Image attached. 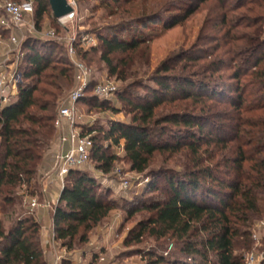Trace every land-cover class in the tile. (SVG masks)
<instances>
[{
	"label": "trees",
	"instance_id": "1",
	"mask_svg": "<svg viewBox=\"0 0 264 264\" xmlns=\"http://www.w3.org/2000/svg\"><path fill=\"white\" fill-rule=\"evenodd\" d=\"M216 1L222 11L219 23L228 45L226 53L231 60L251 65L249 70L238 67L232 73L237 81L229 89L233 98L225 96L224 84L215 83L220 88L214 91L204 82L169 72L174 64L168 60L147 80L139 77L146 75L143 66H149L144 28L159 21L169 29L191 15L197 4L175 0L166 13L154 11L136 21L120 19L106 32L97 33V45L90 48L100 51L107 75L130 79L116 94L129 107L131 121L112 122L103 131L104 139L122 143L125 157L137 173L147 170L156 153H182L185 158L181 171L167 174L164 195L135 201L126 210L127 218L139 209L148 212L123 241L130 246L152 238L156 245L146 253L148 264H244L255 225L264 221V0ZM239 9L242 14L229 16ZM50 10L49 0H35L39 28ZM241 25L248 32L239 33ZM74 46L76 55L88 65L90 50L84 49L80 39ZM23 48L26 54L18 94L9 104L0 105V264H46L41 224L29 212L27 201L42 196L38 179L45 153L56 137L57 99L74 74L67 47L60 41L27 38ZM184 58L179 55L170 61ZM223 66L221 60L211 65L215 72ZM95 83L91 78L86 97L78 104L116 111L93 93ZM134 87L145 89V94L139 92L138 97ZM212 99L215 104H208ZM225 104L229 109L219 112ZM161 105L170 106L165 114H156ZM163 123L179 128L168 130L160 127ZM168 131L169 137L163 138ZM92 140L89 158L107 173L116 156L105 152L96 136ZM157 185L152 181L146 192ZM109 195L110 190L87 172L71 170L53 208L55 240L67 251L85 243L90 231L119 207ZM166 242H172L173 250L165 254L159 249ZM260 244L258 251L264 252V237Z\"/></svg>",
	"mask_w": 264,
	"mask_h": 264
},
{
	"label": "rangeland",
	"instance_id": "2",
	"mask_svg": "<svg viewBox=\"0 0 264 264\" xmlns=\"http://www.w3.org/2000/svg\"><path fill=\"white\" fill-rule=\"evenodd\" d=\"M78 0L76 2V19L68 25L67 28L56 26L51 15H45L40 23L41 30H47L52 27L57 32L59 41L68 45V39L75 36V41L79 40L83 33H90L96 36L97 33L106 32L109 26H113L120 19L139 20V16L149 14L154 11L166 13L169 6L175 0ZM181 3L197 4V9L189 15L181 23L169 28L164 29L162 23L156 21L150 27L144 28L143 36L148 40L149 46V66H143L146 75L140 74L143 80L150 78L151 72L158 67V65L168 60L174 66L171 73H176L182 76L191 77L198 82L210 86L208 88L215 91V83L220 86H225V96L233 98L235 95L229 89L236 84L233 80L232 73L238 67L242 71L249 70L251 65H245L239 59L231 60L230 55L226 53L228 45L224 43L223 38L224 28L219 23L222 11L218 8L216 0H176ZM242 14L241 9L235 12H230L229 16H239ZM160 18V17H159ZM163 18V17H161ZM230 18V17H229ZM137 30L138 28L134 25ZM239 33L248 32L241 25L238 29ZM9 34L5 33L0 36L3 41ZM240 44V41H238ZM242 43V41H241ZM84 49L90 50L91 47L97 45L93 43H82ZM65 49L61 50L64 53ZM6 51L0 47V59L4 58ZM179 55L185 56L184 59L179 61H170ZM79 59V55H76ZM10 60L16 58V54L9 57ZM137 58L142 61L140 57ZM88 60V61H87ZM86 65L90 71L91 78L100 80H115L118 92L125 89L130 79L125 81L118 80L114 76L107 75L104 62L100 59V51H89ZM223 61V68L219 71H213L211 65H215V61ZM139 61V62H141ZM74 75V74H73ZM149 76V77H148ZM149 84L153 82L147 81ZM39 86H45L40 83ZM74 86V79L70 86L63 89L59 94L57 102L59 105L65 102L68 93ZM220 88L217 87L216 90ZM132 90L140 94H145V89L132 88ZM140 92V94H139ZM135 95V94H134ZM133 95V96H134ZM135 100V97L134 99ZM111 106L117 110L112 111L110 108H93L85 104H77V125L84 133L96 136L98 144H102L103 149L107 153L115 154L116 159L113 161L110 170L107 173L101 172L96 168V161L89 158L87 163L79 170L87 172L95 178L97 183L102 188H108L110 195L108 198L117 203V208L112 210L109 215L103 219L96 227H94L88 234L87 241L78 244L73 250L66 251L65 258L62 264H90L95 262L97 258L103 257L104 264H148L150 260L146 253L155 249V241L152 238H146L141 243L136 245L125 246L123 244L124 238L132 226L140 219L148 215L147 210L139 209L130 218H127L126 210L130 208L135 201L146 200L149 201L151 196L159 194L164 195L167 191V174L173 171H181L182 163L185 158L182 153L171 155L169 152L156 153L149 163L147 170L143 173H137L130 167L128 160L125 157L122 143L120 145L114 144L109 139H104L103 131L105 132L112 122H126L131 121L132 113H129V107L125 101L117 98V94L112 96L111 101H107ZM212 102V103H210ZM208 104H215V99L207 102ZM170 105L160 106L156 109V114H165ZM229 109L228 105H222L219 112ZM198 111V110H197ZM216 120V118L214 117ZM160 127L167 128L168 130L178 129L171 124H161ZM168 133L163 135V138L169 137ZM154 177V179H153ZM38 184L42 196H34L36 200L42 202L44 195L42 186L46 192L50 186L44 182L41 184L40 178ZM152 181L158 182L157 188L151 193L146 192L149 184ZM57 191H59L57 189ZM52 197L56 196L55 192ZM43 217L45 224H51L48 218V212L45 209L38 210ZM53 210H50L52 215ZM33 214V212H32ZM258 224V223H257ZM257 224L255 226H257ZM256 235L258 240L253 241L250 252L259 254L260 242L264 237V228L257 227ZM162 241H160L161 243ZM172 242H166L160 251L171 252L173 250ZM60 244L58 243V246ZM65 248V247H64ZM66 249V248H65ZM243 251H237L241 253ZM246 254V253H245ZM51 264V262H50Z\"/></svg>",
	"mask_w": 264,
	"mask_h": 264
},
{
	"label": "built area",
	"instance_id": "3",
	"mask_svg": "<svg viewBox=\"0 0 264 264\" xmlns=\"http://www.w3.org/2000/svg\"><path fill=\"white\" fill-rule=\"evenodd\" d=\"M71 6V11L54 17L50 10V15L57 26L67 28L70 23L76 19V0H66ZM35 0H0V36L9 34L3 41L0 40V47L6 51L4 58L0 59V105H7L13 101L23 81L21 65L25 57L23 43L27 38H40L45 40H58L57 32L50 27L47 30H41L37 26L34 16ZM1 32H4L3 34ZM1 39V38H0ZM96 37L90 33H83L80 37L81 43H96ZM75 36L68 39L67 55L74 68V86L68 93L65 102L61 103L57 109L54 127L56 129L58 149L51 158V168L44 172V181L46 185H56L61 193L68 173L73 169H79L89 160L90 149L93 145L92 136L84 133L77 125V104L86 97L87 89L91 81V75L88 67L76 57ZM16 58L10 60V56ZM118 88L115 80L96 81L93 93L104 101H111L112 96ZM44 192L46 191L45 188ZM27 207L29 212L34 209L52 208L48 200L39 202L36 197L28 198ZM257 227L264 228V221L258 222ZM256 230L252 234V239L258 240ZM54 238V231H53ZM104 258L99 257L90 264H104ZM264 261V252L255 254L248 252L244 256V264H261Z\"/></svg>",
	"mask_w": 264,
	"mask_h": 264
},
{
	"label": "crops",
	"instance_id": "4",
	"mask_svg": "<svg viewBox=\"0 0 264 264\" xmlns=\"http://www.w3.org/2000/svg\"><path fill=\"white\" fill-rule=\"evenodd\" d=\"M59 146L58 140H57V135L55 137V140L53 143L50 145L49 149L45 153L44 160H43V165L41 168V171L39 173V178L42 181H44V172H47L51 168V158L54 152L57 151ZM42 184V183H41ZM44 195V200H48L52 204V208H41L38 207L34 209V216L36 220H38L41 224V229H40V236H41V247L43 251V257L46 262V264H62V261L65 258L66 254V249L62 247L61 245L58 246V243L55 238H53V231H54V219L53 215H50V210H53L55 204L57 203L59 196H60V191H57V186L52 185L50 189L46 192H44L43 186L41 187ZM55 192L56 196L53 198L52 195ZM39 209H45L48 212V218L51 222L49 223V226L45 224V221L43 217H40L41 213L38 211ZM68 253H70L68 251Z\"/></svg>",
	"mask_w": 264,
	"mask_h": 264
},
{
	"label": "water",
	"instance_id": "5",
	"mask_svg": "<svg viewBox=\"0 0 264 264\" xmlns=\"http://www.w3.org/2000/svg\"><path fill=\"white\" fill-rule=\"evenodd\" d=\"M49 5L54 17H59L71 11V6L66 0H49ZM63 189L61 190V192Z\"/></svg>",
	"mask_w": 264,
	"mask_h": 264
}]
</instances>
